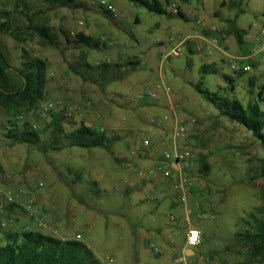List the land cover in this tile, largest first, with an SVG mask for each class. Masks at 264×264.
Wrapping results in <instances>:
<instances>
[{"label":"rangeland","instance_id":"1","mask_svg":"<svg viewBox=\"0 0 264 264\" xmlns=\"http://www.w3.org/2000/svg\"><path fill=\"white\" fill-rule=\"evenodd\" d=\"M157 1L174 3L188 18L150 12L131 0H108L113 14L99 0H0V23L11 29L0 32V50L14 85L21 83L24 61L38 58L46 65L43 97L34 107L14 109L0 101V239L7 231L31 230L82 241L100 264H197L194 257H186L190 263L182 259L187 229L196 227L205 252H224L238 264H260L249 260L250 245L236 234L252 229L249 213H264V151L194 85L201 82L210 92L226 89L245 106L257 102L264 112V54L256 68L253 64L235 77L230 64L241 51L230 34V20L220 29L224 54L186 44L178 56L167 57L182 39L197 41L198 19L222 23L213 16L215 0ZM241 8L229 19L245 43L258 46L264 40V0H243ZM227 10L218 11L220 18ZM43 25L56 35L54 45L35 32ZM77 33L98 45H75ZM103 64L109 67L96 68ZM209 64L216 72L202 75L201 66ZM115 75L121 78L110 81ZM225 77L233 81L232 92ZM148 93L157 102L141 98ZM47 100L54 108L41 119L38 109ZM180 119L197 152L185 203L155 163L176 143L173 130ZM81 123L103 128L113 141L107 148L70 146L65 135ZM26 124L37 126V145L6 137L8 130ZM149 177L169 184L173 195L153 202L159 189ZM185 206L192 208L188 219ZM194 250L198 255L199 247Z\"/></svg>","mask_w":264,"mask_h":264},{"label":"trees","instance_id":"2","mask_svg":"<svg viewBox=\"0 0 264 264\" xmlns=\"http://www.w3.org/2000/svg\"><path fill=\"white\" fill-rule=\"evenodd\" d=\"M49 3H60L63 0H45ZM139 5L144 6L150 12L165 14L168 16H180V10L175 14L168 13L164 6L157 0H131ZM229 5L239 8L242 12L240 1L228 0ZM226 2L222 1L220 7L226 6ZM228 22H231L230 20ZM234 23V21H232ZM232 23L230 34L234 35L236 42L241 45L243 36L240 30ZM37 35L51 45L55 44V34L50 31L48 26H41L34 29ZM0 32H11L7 23H0ZM75 45L92 47L98 43L91 36L77 33L72 39ZM131 64V63H130ZM107 68L108 64L97 66L96 68ZM10 69L3 53L0 50V101L6 103L14 109L21 107L31 108L42 99L46 78L45 62L41 59L34 58L26 60L22 64V69L18 71L21 77L19 86L14 85L8 76ZM103 71V69L101 70ZM216 69L213 64L202 65L200 73L202 75L215 73ZM121 76H114L112 80H119ZM229 86L227 90L233 91L232 79L225 77ZM195 89L204 96L211 104L215 106L219 114L229 121L237 123L249 131L253 137L260 143L264 151V112L260 110L258 103L243 105L236 97L229 96L225 93L226 89H220L217 92H210L202 87V83L198 82L194 85ZM264 90V87H262ZM6 137L18 143H26L37 145L40 137L39 132L32 130L27 124L23 129H10L6 133ZM70 146L90 149L95 147L107 148L113 141V137H107L105 133L98 132L81 123L74 131L65 135ZM202 167L208 170L205 162ZM260 176L264 177V158L261 160ZM95 184V183H93ZM257 211L261 209L257 208ZM252 221V229L247 230L244 234L236 235L243 238L250 245L249 260L263 264L264 263V213L260 216L254 213L248 214ZM247 224H250L245 219ZM0 264H100L94 256L91 249L82 241L77 239H62L51 235H45L38 231L22 230L19 232H4L0 239Z\"/></svg>","mask_w":264,"mask_h":264},{"label":"built area","instance_id":"3","mask_svg":"<svg viewBox=\"0 0 264 264\" xmlns=\"http://www.w3.org/2000/svg\"><path fill=\"white\" fill-rule=\"evenodd\" d=\"M99 5L102 6L106 12L110 14L115 13V6L108 2V0H99ZM164 8L168 13L175 14L177 12L176 5L174 3H166ZM115 17V16H114ZM193 38L197 39L195 43H189L190 38H184L173 46L166 54L167 57L178 56L182 46L188 44H194V48L197 50H206L207 53H211L212 48H219L220 39L218 35L204 36L202 34H194ZM260 50L264 52V40L260 45ZM254 60L251 56H240L236 62L230 64L233 74L236 77L240 73L248 72L252 69ZM167 92L170 91L168 87L165 88ZM143 100L157 102V96L155 94H146L141 97ZM54 108L53 103L50 100L45 101L38 109V116L41 119H45L47 114ZM154 123V120H151ZM191 122H195L194 119ZM185 120L180 119L175 125L173 130V136L176 140L172 150L164 151L159 159V163L156 168L163 171L165 177H167L178 194L181 195V201L185 203V186L188 185L187 176L192 172L196 165V149L192 144L186 140L185 132ZM37 126L31 125V129L35 130ZM98 132H104L103 128L96 129ZM145 146L149 147V143L145 142ZM152 173V169L150 170ZM188 219V218H187ZM201 243V232L196 227H189L185 234V246L191 249L198 247ZM157 252V250H155Z\"/></svg>","mask_w":264,"mask_h":264},{"label":"crops","instance_id":"4","mask_svg":"<svg viewBox=\"0 0 264 264\" xmlns=\"http://www.w3.org/2000/svg\"><path fill=\"white\" fill-rule=\"evenodd\" d=\"M222 1H225L227 3L226 6L220 7ZM238 1H240V4L242 5V1L243 0H238ZM222 8H228L229 10L224 12V17L223 18H220V14H218V11L220 9H222ZM235 10H237V12ZM238 13H240L239 12V8H237L236 6L229 5L228 0H215V9H214V12H213V16L215 18H217L219 20V22L222 23V25H220L218 23L215 26H212V25L206 24L204 21L198 19L197 20L198 29L196 30V32L194 34L198 33V34H202L204 36L218 35L219 39H220V46H219V48H212V50L218 49L219 51H222V53L224 54L225 52L222 50V45H223V38H224L225 35L221 33L220 29H221L222 26H224L225 23H229L228 22L229 20L234 21V19H229L230 15L234 14V16H237ZM182 18H186L187 19L188 17L184 13V14H182ZM234 23H235V21H234ZM261 43L258 46L257 45L256 46L255 45H249V44L245 43L244 38H243V43L241 45H239V48H240V51H241V55L240 56H251L253 58V60H254L255 68L258 65L259 57L262 54H264V52L260 50ZM192 48H193V46L189 47L190 52H192V50H193ZM194 49L197 50L196 48H194ZM197 51H200V50H197ZM205 52L207 53L206 50H205ZM207 54H209V53H207ZM155 163L157 165L159 163V159H155ZM148 183L152 184V185H157V187L159 189V195L154 197V198L152 197V199H151L153 202L160 201L163 196L173 195L171 187L167 183L158 182V180L155 182L150 177L148 178ZM175 204L177 205V203H175V201L174 202L172 201V205H175ZM186 207L187 206H185V210H186V214H187V218H188L191 215H193V213H192V208L191 207H188L187 209H186ZM194 215L196 216V214H194ZM169 244L171 245L172 243L169 242ZM198 247H199V253H198V255H196L194 249H191V248H188V247L184 246L183 252H184L185 256L182 259L184 261H188L186 259V257H194L197 264H238L236 261L231 260V258L229 256L224 254V252H223V255H220L218 253L220 251L214 250L215 255H216V256H214L212 254L211 250H209V251L207 250L206 251L207 253H206L201 245H199ZM156 253L158 255H162L163 251H161V250L158 251L157 250ZM204 253H205V255H204ZM174 261H175V263H177V262L180 261V259L179 258H175ZM253 264H257V263H253Z\"/></svg>","mask_w":264,"mask_h":264}]
</instances>
